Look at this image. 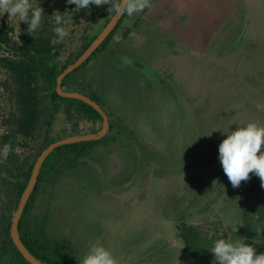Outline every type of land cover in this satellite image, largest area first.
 <instances>
[{"label": "rangeland", "instance_id": "rangeland-1", "mask_svg": "<svg viewBox=\"0 0 264 264\" xmlns=\"http://www.w3.org/2000/svg\"><path fill=\"white\" fill-rule=\"evenodd\" d=\"M263 2L152 0L146 12L149 21L141 17V12L123 20L126 27L136 18L149 22L150 26L142 28L152 46L141 47L144 54L140 55L134 51L133 36L123 39L116 33L106 53L88 63L85 74L90 90L103 97L110 110L139 136L148 135L145 146L151 148L140 152V147L134 150L124 145L120 150L119 143L98 148L74 176L44 185L35 212L46 215V228L51 234L69 236L82 255L100 240L120 264H194L175 237L172 219L191 209L187 222L217 231L221 238L241 239L242 205L252 190L264 187L252 174L249 181L234 188L223 171L218 149L225 138L222 131L237 127L233 121L264 123V110L257 108L264 105V96L244 76L257 70L253 57L258 52V59L262 58L258 30L263 22ZM38 3L44 9L43 17H65L69 29L65 39L72 40L70 49H74L79 36L72 21L75 5L66 0ZM241 6L248 18L241 44L226 56L204 55L200 44H206L216 55L218 45L239 33ZM108 9L105 4L103 14L90 29L92 34L97 35L105 18L112 15ZM2 21L15 30L29 26L8 13L0 15V24ZM169 80L180 95L172 89V96H164V82ZM174 96L181 99L182 106ZM12 106L8 81L0 70V114ZM67 125L64 115L57 114L52 137L68 136L64 131ZM194 125L210 132L212 138L208 140L212 158L202 157L198 164L183 158ZM166 126L169 131L176 130L175 135L158 131ZM90 128L86 122L78 125L80 134L91 133ZM2 130L0 124V134ZM213 259L212 253L205 264H212ZM1 264L11 263L4 260Z\"/></svg>", "mask_w": 264, "mask_h": 264}, {"label": "trees", "instance_id": "trees-1", "mask_svg": "<svg viewBox=\"0 0 264 264\" xmlns=\"http://www.w3.org/2000/svg\"><path fill=\"white\" fill-rule=\"evenodd\" d=\"M103 11L104 5L97 7L94 4L88 9L73 10L72 21L75 23V31L79 33L74 49H70L72 40L64 38L61 42H56L58 37L52 31L55 26L54 18L43 17L40 27L33 33L28 32L29 26H21L15 30L7 21L0 24V70L8 81L13 103L10 111L0 114V124L3 128L0 134V264L4 260L11 264H30L14 245L9 228L35 158L50 142L59 138L51 135L55 116L59 113L64 115L68 124L64 131L68 136L80 134V122L91 125L89 132H96L100 128L102 117L96 109L80 99L59 95L55 86L56 77L62 69L73 62L97 36L92 34L90 29ZM262 11L263 22L258 30L259 42L263 48L262 58L258 59V52L257 56L253 57L256 59L257 70L244 76L250 85L259 89L260 94L264 96V2ZM240 15L239 33L226 43L218 45L216 55L206 44H200L204 55L226 56L241 44L248 23L242 6ZM127 16V13L122 14L95 50L61 79L63 89L79 91L95 100L106 112L109 126L101 138L55 146L41 164L36 183L19 217L17 229L25 249L45 264H79L83 255L79 246L69 236L51 234L46 228V215L35 212L40 189L44 185L55 184L62 177L74 176L98 148H106L116 143H119L120 150L124 145H131L134 150L140 147V152L151 148L145 146L148 135L139 136L135 128L128 126L120 116L110 110L103 97L90 90L91 84L85 74L88 63L106 53L116 33L125 39L131 32L145 33L143 25L150 26L149 22H143L139 18H136L130 27L123 26L122 22ZM109 18L106 17L104 23ZM171 83V80L164 82V90L167 91L165 97L172 96V89H176ZM176 93L180 95L179 90ZM175 100L182 106L180 98L175 97ZM190 110L196 112L191 106ZM194 113L190 115L191 118ZM158 131L172 136L175 135L173 132H176L169 131L167 126L164 130L159 127ZM189 132L188 152L183 158L196 164L202 157L211 159V147L208 145V140H212L211 136L209 137L210 132H203L195 125ZM180 137L181 135L175 138L176 142ZM205 151L208 152L207 156ZM189 211L191 209L188 213L184 211L172 217L175 237L182 243L194 264H205L212 254L209 248L221 237L217 231L209 232L200 225L187 222L185 218ZM240 223L241 239L251 244L257 254L264 253V188L252 190V195L245 199L240 212Z\"/></svg>", "mask_w": 264, "mask_h": 264}, {"label": "clouds", "instance_id": "clouds-1", "mask_svg": "<svg viewBox=\"0 0 264 264\" xmlns=\"http://www.w3.org/2000/svg\"><path fill=\"white\" fill-rule=\"evenodd\" d=\"M74 4L76 10L88 9L94 4L97 7L109 5L110 14L127 13L129 17L145 8L152 7V0H66ZM8 13L10 17H19L20 21L28 22V32L33 33L41 24L44 9L38 0H0V15ZM29 13L31 19L29 20ZM55 13H60L59 11ZM52 31L58 37L57 43L69 35L65 26V17L55 14ZM264 110V105H257ZM235 130H223L225 138L219 144V160L225 175L234 188L242 182L250 180L255 174L264 187V123L256 120L233 121ZM6 176V173H5ZM210 251L214 255L212 264H264V253L257 254L251 244L242 239L233 241L230 238H219L214 241ZM79 264H120L115 255L100 240H96L80 259Z\"/></svg>", "mask_w": 264, "mask_h": 264}, {"label": "water", "instance_id": "water-1", "mask_svg": "<svg viewBox=\"0 0 264 264\" xmlns=\"http://www.w3.org/2000/svg\"><path fill=\"white\" fill-rule=\"evenodd\" d=\"M121 17L120 13L112 14L108 21L105 23V25L102 27L100 32L97 34V36L89 43V45L80 53V55L69 65H67L65 68L62 69V71L57 75L56 77V92L65 97H72L80 99L87 104L91 105L94 109L99 112V114L102 117V125L96 132L91 133H83V134H73L69 135L63 138H58L50 142L45 148H43L38 156L35 158V161L33 162L31 172L29 175V178L27 180V183L23 189V191L20 194V197L17 202V206L15 208V211L13 213L9 233L12 238V241L14 245L17 247V249L20 251L22 256L30 263V264H45L44 262H41L37 260L35 257H33L24 247L23 243L21 242L18 234V220L22 213V210L24 208V205L28 199V196L30 192L32 191L36 180L37 175L39 173L41 164L44 160V158L47 156V154L57 145L64 144V143H70V142H76L81 140H90V139H98L101 138L108 130L109 121L108 116L106 112L101 108V106L92 98L87 96L86 94H83L79 91L75 90H65L61 87V79L63 76L72 71L75 67H77L80 63H82L94 50L95 48L103 41V39L107 36V34L112 30L118 19Z\"/></svg>", "mask_w": 264, "mask_h": 264}, {"label": "crops", "instance_id": "crops-1", "mask_svg": "<svg viewBox=\"0 0 264 264\" xmlns=\"http://www.w3.org/2000/svg\"><path fill=\"white\" fill-rule=\"evenodd\" d=\"M160 9H162V7L160 8ZM161 11V10H160ZM146 12H147V8L144 10V12H141V14H142V18L143 19H145V20H147V19H149L148 17H146ZM190 15V14H189ZM195 19H196V17H195ZM150 20V19H149ZM149 20H147V21H149ZM152 20H153V18H152ZM220 25H221V21H220ZM130 36H133V41H134V44H133V46L135 47V49H134V51L136 50L137 52H139V54L140 55H143L144 54V52H142L141 50H140V48L142 47H145V46H152V41L151 40H149L147 37H146V35L145 34H143V33H130L129 35H128V37H130ZM127 37V38H128ZM141 48V49H142Z\"/></svg>", "mask_w": 264, "mask_h": 264}]
</instances>
